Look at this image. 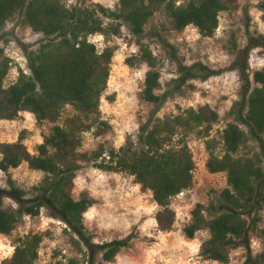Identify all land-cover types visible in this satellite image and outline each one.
<instances>
[{"label":"trees","instance_id":"16d2710c","mask_svg":"<svg viewBox=\"0 0 264 264\" xmlns=\"http://www.w3.org/2000/svg\"><path fill=\"white\" fill-rule=\"evenodd\" d=\"M237 1L119 0V8L111 9L100 3L69 6L67 0H0V36L18 17L23 26L42 36L37 48H24L28 72L0 47V119L16 120L29 112L37 124H51L36 153L29 151L22 136L13 143L0 142V171L6 174L8 185L0 187V236H12L25 217L37 219L45 210L48 217L64 223V233L76 252L58 264H93L99 254L105 262H113L123 249L133 247L138 235L132 231L108 242L94 240L84 222L94 201L87 193L74 194L79 171L91 164L133 176L143 191H151L159 207L158 227L168 232L177 218L174 198L195 184L196 161L189 141L198 137L206 140L208 171L225 174L227 186L214 190L207 204H196L183 228L185 236L194 239L208 230L202 254L219 264H230L232 251L240 247L253 257L255 235L263 249L254 263L264 264V67L252 76L248 73L250 50L264 45V38L238 50L235 67L241 74V96L230 112L234 121L222 130L220 139L212 137L219 114L209 105L159 115L167 95L159 93L160 59L146 41L148 27L158 13L170 20L174 31L193 26L202 37H214L221 14ZM124 27L138 47L126 63L149 68L139 99L153 110L137 135L128 136L120 148L101 146L82 152L85 133L100 137L112 130L102 117L101 103L118 50L110 42L123 35ZM97 35L105 42L101 50L91 40ZM15 67L18 76L6 85ZM221 72L212 71L207 77ZM69 108L73 113L66 115ZM24 163L44 175L28 190L12 175ZM6 197L18 208L5 207ZM46 236L47 232L18 236L12 257L1 264H38Z\"/></svg>","mask_w":264,"mask_h":264},{"label":"rangeland","instance_id":"374dc122","mask_svg":"<svg viewBox=\"0 0 264 264\" xmlns=\"http://www.w3.org/2000/svg\"><path fill=\"white\" fill-rule=\"evenodd\" d=\"M67 3L69 6L100 3L111 9L119 8V0H67ZM261 37L264 38V0H238L232 9L221 14L219 28L211 38L202 37L193 26L182 32L174 31L170 20L158 13L148 27L146 41L160 59L162 79L159 93L167 95L159 115L209 105L219 114L212 137L220 139L222 130L234 121L230 112L241 96V74L235 67L238 50ZM91 40L100 50L105 46L102 36H93ZM41 41L42 36L23 26L18 17L7 24L0 36V47L6 48L18 66L27 68L24 48L35 49ZM110 44L118 46V50L113 58L109 87L102 99L101 110L103 119L110 122L112 130L100 137L93 132L85 133L82 152L90 153L101 146L120 148L128 136L137 135L142 121L153 110L151 105L139 99L148 66L130 67L126 63L127 57L138 51L136 38L124 27L123 35L113 38ZM248 64L251 76L264 67V45L250 50ZM219 70L222 72L207 77L210 72ZM17 76L15 67L6 85L15 81ZM72 113L69 108L66 115ZM50 126L49 123L37 124L35 116L29 112H23L16 120L0 119V142L13 143L22 136L29 151L36 153ZM242 127L246 129V126ZM189 144L196 161L195 184L174 198L172 208L177 218L173 229L168 232L158 227L156 215L159 207L151 191H143L133 176L103 171L91 164L84 165L79 171L74 194L79 197L87 193L94 201L84 218L94 240L108 242L123 238L132 231L138 235L133 247L123 249L113 262H105L99 254L93 264H219L202 254L209 231L202 230L194 239H189L183 228L190 221L196 204H207L214 190L227 186V178L223 173L208 171L205 139L192 137ZM12 175L25 190L39 183L44 176L42 172L30 169L27 163L12 170ZM0 187L8 188L7 176L2 171ZM3 201L7 208H18L9 197ZM64 228V223L48 217L45 210L37 219L25 217L12 236H0V264L12 257L15 239L31 232H47L38 264H58L66 256H75ZM262 249L261 241L253 235V257L240 247L232 251L230 264H255L254 258Z\"/></svg>","mask_w":264,"mask_h":264},{"label":"built area","instance_id":"2783aa9c","mask_svg":"<svg viewBox=\"0 0 264 264\" xmlns=\"http://www.w3.org/2000/svg\"><path fill=\"white\" fill-rule=\"evenodd\" d=\"M27 72H28V69L27 68H24Z\"/></svg>","mask_w":264,"mask_h":264},{"label":"crops","instance_id":"0c3cea01","mask_svg":"<svg viewBox=\"0 0 264 264\" xmlns=\"http://www.w3.org/2000/svg\"><path fill=\"white\" fill-rule=\"evenodd\" d=\"M21 115H22V113H21Z\"/></svg>","mask_w":264,"mask_h":264}]
</instances>
